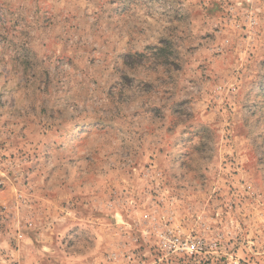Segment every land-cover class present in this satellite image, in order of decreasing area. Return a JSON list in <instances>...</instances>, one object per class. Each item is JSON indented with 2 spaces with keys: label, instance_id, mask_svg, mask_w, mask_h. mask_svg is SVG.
Listing matches in <instances>:
<instances>
[{
  "label": "rangeland",
  "instance_id": "obj_1",
  "mask_svg": "<svg viewBox=\"0 0 264 264\" xmlns=\"http://www.w3.org/2000/svg\"><path fill=\"white\" fill-rule=\"evenodd\" d=\"M233 258L264 264V0H0V264Z\"/></svg>",
  "mask_w": 264,
  "mask_h": 264
},
{
  "label": "built area",
  "instance_id": "obj_2",
  "mask_svg": "<svg viewBox=\"0 0 264 264\" xmlns=\"http://www.w3.org/2000/svg\"><path fill=\"white\" fill-rule=\"evenodd\" d=\"M164 245L168 251L175 254L187 255L190 257L207 254L209 245L203 239L197 237H183L181 235H171L164 239ZM229 264H249L239 259H231Z\"/></svg>",
  "mask_w": 264,
  "mask_h": 264
}]
</instances>
